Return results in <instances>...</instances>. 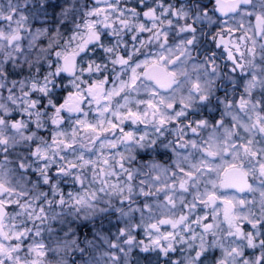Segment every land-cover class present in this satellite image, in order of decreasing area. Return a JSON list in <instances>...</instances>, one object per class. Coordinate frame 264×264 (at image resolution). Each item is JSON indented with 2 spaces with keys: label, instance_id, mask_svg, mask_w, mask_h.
<instances>
[{
  "label": "clouds",
  "instance_id": "clouds-1",
  "mask_svg": "<svg viewBox=\"0 0 264 264\" xmlns=\"http://www.w3.org/2000/svg\"><path fill=\"white\" fill-rule=\"evenodd\" d=\"M0 264H264V0H0Z\"/></svg>",
  "mask_w": 264,
  "mask_h": 264
}]
</instances>
